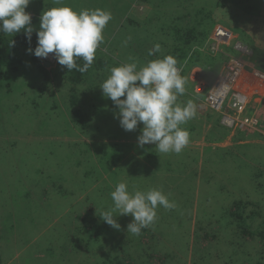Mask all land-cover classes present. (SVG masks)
I'll return each instance as SVG.
<instances>
[{"label": "rangeland", "instance_id": "374dc122", "mask_svg": "<svg viewBox=\"0 0 264 264\" xmlns=\"http://www.w3.org/2000/svg\"><path fill=\"white\" fill-rule=\"evenodd\" d=\"M40 1L44 5L32 1L33 12L42 14L45 9L63 6L75 11L70 2L76 0H61V3ZM236 1L90 0L91 6L84 9H102L112 15L103 31L104 39L96 51L94 62L102 60L101 54L108 55L111 68L132 62L129 57L138 62L139 58L134 56L135 46L137 43L143 46L144 40L153 46H148L149 50L155 44L162 46L160 52L164 54L167 49L161 42L170 40V36L180 43V37L174 40L172 33H177V25L182 21L192 20L182 17L183 10L190 3L209 6L215 12L220 4L232 5ZM260 1L244 0L243 6L259 3L264 12V0ZM126 7H129L128 11ZM230 10L226 11L232 15L231 20L227 16L221 18L222 25L209 29L206 38L198 44L191 43L188 48L190 58L177 66L181 69V76L187 80L185 88L189 87V82L192 83L186 78L188 70L195 77L204 75L194 86L196 93L200 94L205 85L217 82L232 58L246 63V70L237 86L238 91L247 97L242 116L255 118L258 124L255 128L228 126L222 120L224 115L241 116L228 110L230 97L225 109L217 111L209 102L192 96L191 99L196 100L194 114L186 124L198 135L194 139L189 135L188 145L179 154L159 153L151 144L143 149L138 147L137 137L143 124L132 132L123 130L115 118L119 109L104 95L97 102L100 109L95 113L93 108L94 111L91 110L87 116L93 118L91 128L88 120L77 124V127L69 126L66 109L61 108V102L57 100L61 95L52 92L53 86L46 84L44 94L49 92L48 95L41 103L33 105V95L39 92V84L37 91L30 90L29 84L42 80L33 59H39L52 73L57 71L59 64L54 54L42 59L27 51L23 53L24 66L8 73L0 82V253L3 262L114 264L117 260L124 264H228L237 254V264H257L258 260L251 261V256L259 250L255 242L246 245L251 255L249 252L244 256L242 250L238 253L239 247L232 240L235 237L230 234L236 226L231 223L228 212L235 206L234 202L243 200L248 211H262L255 219L256 226L264 221V85L251 74L255 66L251 61L255 47L264 51V33L259 30L264 31V20H261L264 17L259 16L255 25L250 23L252 26L246 30L241 28L245 31L242 33L240 28H235L236 21L242 19L239 11ZM164 13L169 15L165 21L168 24H154L150 32L148 24L134 34L132 25L121 27L125 22L129 24L128 21L141 25L146 19L155 23ZM225 21L232 29L223 26ZM169 23L172 27H168ZM233 29L239 33H234ZM112 44L114 46L110 48ZM232 47V54L225 52ZM141 60L138 64H145ZM196 61L200 67L195 66ZM103 110L113 111V119L106 112L102 113ZM105 143L111 144L105 146ZM116 145L120 148H115ZM214 152H218L216 156L211 155ZM116 153L128 155L129 161L124 163ZM107 156H115L114 160L118 162L111 165ZM102 177L107 180L97 187ZM121 181L126 184L132 182L139 187L135 189L128 185L129 191H147L156 187L176 206L173 209L158 207L155 222L142 230L139 236L127 233V226L133 219L130 215L116 214L121 230L113 229L99 215L114 206L110 194ZM102 224L111 228L104 237L99 229ZM199 229L214 232L208 233L214 239L209 242L202 236L197 243L193 232ZM69 234L75 240L80 239L76 249H64V242L60 241ZM2 239L11 246L10 251L1 245L4 243ZM16 239H19L18 244ZM225 239L230 240V247ZM13 243L16 244L12 246ZM168 254L174 260L166 259ZM256 256L263 259L262 254Z\"/></svg>", "mask_w": 264, "mask_h": 264}, {"label": "clouds", "instance_id": "9594fccd", "mask_svg": "<svg viewBox=\"0 0 264 264\" xmlns=\"http://www.w3.org/2000/svg\"><path fill=\"white\" fill-rule=\"evenodd\" d=\"M29 3L30 0H0V32H24L29 43L35 32L37 45L34 49L29 47L28 54L42 59L54 54L58 64L69 72L86 73L103 42V31L112 19L111 12L84 9L77 13L69 6L52 7L42 12L39 29L34 30L32 15L26 11ZM56 3H61V0H56ZM14 43L13 40L12 45ZM160 48L159 44H155L148 55L159 52ZM78 58L84 61L82 67L77 63ZM129 60L132 62L112 67L110 75L99 87L119 109L115 118L128 132L137 130L143 124L137 137L138 147L143 149L151 144L159 153H181L188 145L190 135L181 125L194 113L191 101L183 105L177 103V96L184 94L186 83L177 60L171 55L143 65L132 57ZM110 195L114 206L103 210L99 217L113 229L121 230L116 214L130 215L133 219L127 226V233L137 236L155 222L158 207L173 209L176 206L161 190L129 191L123 181Z\"/></svg>", "mask_w": 264, "mask_h": 264}, {"label": "trees", "instance_id": "16d2710c", "mask_svg": "<svg viewBox=\"0 0 264 264\" xmlns=\"http://www.w3.org/2000/svg\"><path fill=\"white\" fill-rule=\"evenodd\" d=\"M32 1H34V3L44 5V3L42 1H40V3L38 2V0H32ZM32 1L30 0V3L28 5L26 11L31 13V15H32V25L34 27V30H38L39 29V23H40L39 18L41 16V14H39V12L36 13V12H33L31 10V7L33 6ZM143 1H145V0H143ZM181 2H182V0H181ZM260 2L262 3V0ZM90 3H91L90 0H81L80 2H77V0H76L73 3L70 2L71 6L75 9V11L77 13L84 10V8H89V6H91ZM243 4H244V0H237L232 5H228L226 3H224L222 5L220 4V6H218V8L220 7L219 10L215 9L216 11L214 12V11H211L212 8L209 6L207 7V6L197 5L196 3H190L189 6H187L188 8L185 7V10H183L184 14L182 15V17L187 16L188 18H191L192 20L191 21H185V22L182 21L179 25H177V33H175V34L172 33L174 36L173 37L174 40H176V37H180L178 39V40H180V43H178L177 41H173L171 39V37L168 35L170 40H165V41L161 42V43H164L163 46L166 47L167 52L165 51L164 54H162L160 51L159 52L154 51V54L149 56L148 55L149 49L147 47L152 46V45L150 43H147L144 40L143 46H141L140 43H137V47L135 46L134 56H137V58H139V61L142 58H146V59L141 60L142 63H146L147 61H150V60H155V59H160V58L162 59L163 56L171 55L177 60V64L180 65L181 62L183 63L184 60L190 58V54L188 53V48H189V45L191 43H197L198 44V42L201 39L204 40L206 38L205 34L207 35L209 33V32H207L209 29H211V28L213 29L218 24L222 25L223 23L220 20L221 18H225L226 16H227V19L232 18V15L227 12L228 9H231L230 11H234V12L239 11L238 15L242 18L241 21L247 20L250 18H254L252 20L245 21V22H241V21L237 20L235 28H240V30H241V28H243V30H246L249 27V25H251L250 23L255 25V21H257V19H259V16L264 17V12H263V10H261V7H259V5H258L259 3H257V5H251L248 7L243 6ZM217 5H218V3H217ZM222 8H223V10H221ZM203 9H205L207 11V13H203L204 12ZM128 10H129V7H126V11H128ZM185 12H188V13H185ZM199 15H201L202 17ZM168 16L169 15L164 13L163 14L164 18L163 17L160 18V21H157L155 23L148 22L145 19V21L141 25L139 23H136V22L131 23L130 21H128L129 24L127 22H125V23H123V25H121V27L123 29L126 26L132 25L133 26L132 27V33L134 34L135 32H137V30L139 28L142 29V28H144V26L146 24H148L146 26H149L148 32H150L152 30V27H154V24H157V23L168 24V22H165V21H167ZM236 19L237 18H235V20ZM261 20L263 21L264 19H261ZM189 22H194V23L190 24ZM224 24L225 25H223V26H226L227 28L232 29V28L228 27L227 21H225ZM170 26L172 27L171 23H169L168 27H170ZM243 30H241L242 33L245 32ZM259 30L262 33H264V31H262V29H259ZM234 31L235 30L233 29V32ZM158 32L159 31L157 30L156 33H158ZM234 33H239V32H237V30H236ZM124 34H126V32H124ZM177 34L179 36H177ZM180 35H182V36H180ZM13 40L15 41L14 45H12ZM203 40H202V42H203ZM36 45H37V36H36L35 32H33V34H32L31 43H29L24 32L13 33V34H5L3 32H0V82L8 73L20 70L24 66L23 53L25 51H27V49L29 47L34 49L36 47ZM113 46H114V44L110 45L109 47L111 48ZM232 50H234L233 47L229 48V50H227L225 52H230V51L232 52ZM255 51H256L255 56H252L251 61L255 62L254 68H257L259 71L264 72V51L259 47H255ZM219 54L223 55V53H219ZM101 56H102V60L98 61L97 63L93 62V65L84 74H81L80 72H78L76 70L69 72L66 68L62 67L61 65H59L56 72L52 73L45 68V66L42 64V62L39 61V59H33V61L35 62L34 65L38 69L39 73L42 75L43 81L42 80H39L38 82L34 81V82L29 84V86L32 87L30 90H32V89L36 90V87L39 84V87H38L39 92L36 90L37 92L35 93V95H33L35 98H33L32 104L35 105L37 103H41L44 99V96L48 95L49 92H47V94H44V88H45L46 84L53 86L52 92H57L58 94L61 95V97L57 96V100H60V102H61L60 107L66 109L67 120H68L69 126L70 127H72V126L77 127L78 126L77 124L83 123V122H85V120H88L89 121L88 126L91 128V124H93V118L87 117V116H88L89 112L91 110H93V108H95V111L93 110L95 113L97 112L98 109H100L101 106L98 105L97 102L100 101V99L102 100L101 96L104 94H103L102 89H100L99 87L101 86L102 82L108 78V76L110 75V69H111V66H110L111 60H109L108 55L101 54ZM77 63L79 66L82 67L84 64V61L82 58H78ZM194 64L197 67L201 66L199 63H197V61ZM57 72H58V74H56ZM188 76H189V70L187 71L186 78ZM50 86H49V88H50ZM56 88H58V91ZM67 90H68V94H66ZM185 91H186V94H188V96H186V98L190 99L193 96L191 93V83L190 82H189V87L186 86ZM70 93H71V96H70ZM23 94L26 96L25 92ZM177 103L180 104L181 101L179 99H177ZM102 104L105 105L106 101L103 100ZM181 105H183V104H181ZM54 108L55 107H53V110H54ZM85 109H89V110L86 111ZM103 112H106L107 116L110 117L111 120L113 119V117H114L113 111L103 110L102 113ZM189 121H190V119L187 121L188 124H189ZM111 124H112V122H111ZM79 125H81V124H79ZM85 125L86 124H84V126ZM181 127L186 129L189 132L190 137L193 139L196 135H198L196 133V131H193L194 129H189V126L186 123L181 125ZM108 144H111V143H105L104 145L106 146ZM93 145H94V142H93ZM115 148H120V147H118V145H116ZM210 151H213V150L211 149ZM122 153L125 154L124 151ZM217 153L218 152H214V153H211V155L216 156ZM123 154L119 155L118 153H116V157H118L119 159L122 158L124 160V163H126L129 161L128 160L129 156L128 155L124 156ZM114 158H115V156H107V160L111 165L113 164V162H118L117 160H114ZM101 164H102V162H101ZM85 180L88 181L86 178H85ZM103 180H107V179H104V177L100 178V180L97 182L98 183L97 187L100 184H102ZM127 185L131 186L132 188L139 189V187L132 182H130V183L128 182ZM260 186H262V185H260ZM152 188H156V187H152ZM114 190H115V186H114ZM238 203L234 202L235 206L232 207V210H230L228 212V217L232 220L231 223L235 224V226H236V228L235 227L232 228V231L230 230V234L232 235V237H235V238H232V240L235 241L236 245H238V247H239L238 253H239V250H242L241 254H243L244 256L248 255V253L250 252V251L246 250V245L251 243V242H253V243L255 242L257 244L259 250L257 252H255V256H251V261L258 260L257 264H264V221L260 225L256 226L257 221L255 220L256 218L260 217L262 211L259 210L258 212L253 213V210L248 211V209L246 208V205H245L246 203L243 200L239 201ZM251 223L253 226L251 225ZM197 224L198 223H196V225ZM199 225H201V224H199ZM99 229L102 230V231H100V233H101V236L104 237L105 233L106 234L109 233V230L111 228L109 226H106L105 224H102V226H99ZM253 229H255V230H253ZM200 231L204 232V233L202 234ZM19 233H20V231H19ZM193 233H194V238H196L195 240L197 243L199 242V240L201 239L202 236H203L202 237L203 239L208 240L209 242L212 239H214L213 237H210V235H209V234L214 233L212 231H205V230L199 229V230H195ZM16 240H17L16 243L18 244L19 239H16ZM79 240L80 239L75 240L74 236H71L70 234L67 238L60 239V241L64 242L63 243L64 249H67V250H68V248L76 249L77 245L79 243ZM2 241L5 244L2 242L3 244H1V245L4 248H6V247L9 248V251H10L11 246L10 245L8 246L7 243L4 241V239H2ZM225 241L228 244V246L230 247V243H231L230 240L225 239ZM239 242H241V243H239ZM15 244L13 243L12 246H14ZM251 254H252V252H250V255ZM261 254L263 256V259L258 258L256 256V255H261ZM256 257H257V259H256ZM2 258L3 257L0 253V264H10L9 262H5V261L3 262ZM165 258L174 260V258L170 254H168L167 256L165 255ZM115 260L116 259H114V261ZM248 260L250 261V258L247 259V261ZM237 262H238V258H237V254H236V258L233 259V257H232V259L229 261L228 264H237ZM114 264H124V263H122L120 261L117 262V260H116ZM126 264H134V263H126Z\"/></svg>", "mask_w": 264, "mask_h": 264}, {"label": "built area", "instance_id": "2783aa9c", "mask_svg": "<svg viewBox=\"0 0 264 264\" xmlns=\"http://www.w3.org/2000/svg\"><path fill=\"white\" fill-rule=\"evenodd\" d=\"M233 60H237L236 63L232 62ZM247 64L242 62L241 60L232 58L231 61L226 65L224 72L220 74L217 80V95L213 100L211 98V102L209 103L212 109L217 111H221L225 109V104L227 99L230 97V107H228L229 111H234L235 114L241 115L239 118H234L229 115H224L222 120L227 122L228 126L232 127H249L255 128L258 124V120L255 118H245L242 116L245 108H246V96L239 92L237 86L242 78L244 70H246ZM252 76L255 80L259 81L264 85V73L259 71L258 69L252 67ZM204 92V91H203ZM203 92L200 93L203 94ZM208 103V99L205 100ZM227 110V111H228Z\"/></svg>", "mask_w": 264, "mask_h": 264}, {"label": "bare ground", "instance_id": "6f19581e", "mask_svg": "<svg viewBox=\"0 0 264 264\" xmlns=\"http://www.w3.org/2000/svg\"><path fill=\"white\" fill-rule=\"evenodd\" d=\"M232 62L236 63L237 60H233ZM196 79L191 83V85L198 84L200 80L204 78V75H200L199 77H195ZM217 83L216 81L213 83H208L207 87H204V92L201 95H198L197 97H194L195 99L205 101L208 99V102H211V98L213 97V100L216 98L217 95Z\"/></svg>", "mask_w": 264, "mask_h": 264}, {"label": "crops", "instance_id": "0c3cea01", "mask_svg": "<svg viewBox=\"0 0 264 264\" xmlns=\"http://www.w3.org/2000/svg\"><path fill=\"white\" fill-rule=\"evenodd\" d=\"M199 75V74H198ZM187 81V80H186ZM201 91L203 92L204 91V88L201 89ZM198 95H200L199 93H197ZM196 95V97L198 96ZM186 96H188V94H186V91L184 92L183 95H178L177 96V99H179L181 101L180 104H186L188 101H191L192 105H194V103H196V100L195 99H187ZM193 110H194V107H193Z\"/></svg>", "mask_w": 264, "mask_h": 264}, {"label": "flooded vegetation", "instance_id": "af4514ba", "mask_svg": "<svg viewBox=\"0 0 264 264\" xmlns=\"http://www.w3.org/2000/svg\"><path fill=\"white\" fill-rule=\"evenodd\" d=\"M193 70L194 69H192V73H193ZM191 70L189 71V76H188V78L189 79H191V81L193 82L196 78H195V76L194 75H191ZM194 79V80H193ZM199 84V83H198ZM198 84H195V85H191V93H192V95H193V97H196V95H198L197 93H196V91H195V87L194 86H197Z\"/></svg>", "mask_w": 264, "mask_h": 264}]
</instances>
